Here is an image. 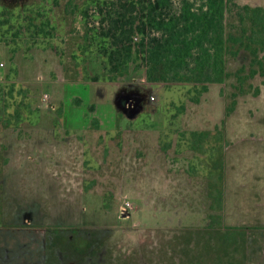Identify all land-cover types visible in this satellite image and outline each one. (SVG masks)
<instances>
[{
	"label": "rangeland",
	"instance_id": "rangeland-1",
	"mask_svg": "<svg viewBox=\"0 0 264 264\" xmlns=\"http://www.w3.org/2000/svg\"><path fill=\"white\" fill-rule=\"evenodd\" d=\"M100 1L0 0V140L33 136L54 165L35 188L27 178L41 162L0 143V264H188L189 246L179 257L169 238L210 214L246 234V259L232 264H264V76L239 93L233 74L250 64L241 51L200 103L191 85L149 83L136 63L93 81L108 75L90 28ZM202 130L212 136L194 151L190 133ZM214 188L221 210L211 208ZM126 201L134 209L124 215Z\"/></svg>",
	"mask_w": 264,
	"mask_h": 264
},
{
	"label": "trees",
	"instance_id": "trees-1",
	"mask_svg": "<svg viewBox=\"0 0 264 264\" xmlns=\"http://www.w3.org/2000/svg\"><path fill=\"white\" fill-rule=\"evenodd\" d=\"M92 10L99 19L98 26L90 28L101 39L99 53L106 57L108 74L94 76L93 81H114L128 73L130 63H136L137 69L145 70L149 83L191 85L194 96L189 99L200 103L209 85L224 83L230 76L227 60L238 57L241 51L249 54L250 64L249 70L241 66L233 74L239 93L247 92L248 81L264 76V6L241 5L235 0H102ZM7 24V19L0 18L1 36ZM259 93L260 88H255L253 94ZM235 105L236 100L227 115ZM185 109L182 104L179 113ZM211 136L210 130L192 131L191 149L197 151ZM212 191L211 208L221 210L222 190ZM207 221L203 228L174 232L169 238L172 250L168 251L181 257L182 248L189 246L192 258L188 264H232L233 258L243 262L244 230H223L218 214H210ZM182 238L188 240L179 242Z\"/></svg>",
	"mask_w": 264,
	"mask_h": 264
},
{
	"label": "crops",
	"instance_id": "crops-1",
	"mask_svg": "<svg viewBox=\"0 0 264 264\" xmlns=\"http://www.w3.org/2000/svg\"><path fill=\"white\" fill-rule=\"evenodd\" d=\"M34 129H37V127H35ZM30 131H33V128H31ZM31 137L32 138L29 139L30 141L29 140H21V139L19 140L17 138V139H13L12 141H9V142H6V141H8V139L3 140V138H2V140H0V143H3L1 145H3V149H5L6 152H10L14 148L13 149L15 151L14 156H16V157L20 156V159H24L23 161H26L25 157L28 158L29 160H31L30 159L31 157H34L36 159V161L41 162L42 166L41 165L39 166V170L36 171L37 173L36 172L33 173V176L31 178H27V180H30L36 188V187H40V186L42 187L45 183V181H44V179H45V176H44L45 168L48 167L49 165H52L51 167H54V165H53V163H50L45 157H43L40 154L41 145L39 144L38 141H34L33 136H31ZM18 142H20L22 144H20ZM20 145L23 146V149L25 148L26 153H24V155H23L24 150H21L20 153H17L18 149H16V148L20 147ZM26 154H28V156ZM8 156H9V154H8ZM39 159H40V161H39ZM23 161H21V163L19 162V164H17L19 168H22ZM16 162H17V160H16ZM16 162H15V164H16ZM51 167H50V169H51ZM24 171L25 170H23L22 172H24ZM38 173H41V174H38ZM53 185L54 184L52 183V186ZM56 190H58V187H56Z\"/></svg>",
	"mask_w": 264,
	"mask_h": 264
},
{
	"label": "built area",
	"instance_id": "built-area-1",
	"mask_svg": "<svg viewBox=\"0 0 264 264\" xmlns=\"http://www.w3.org/2000/svg\"><path fill=\"white\" fill-rule=\"evenodd\" d=\"M1 65H3V64H1ZM133 209H134L133 204L130 201H126L125 204H124V206L122 207V213L123 214L126 213L124 215H127L128 214V211L133 210Z\"/></svg>",
	"mask_w": 264,
	"mask_h": 264
},
{
	"label": "water",
	"instance_id": "water-1",
	"mask_svg": "<svg viewBox=\"0 0 264 264\" xmlns=\"http://www.w3.org/2000/svg\"><path fill=\"white\" fill-rule=\"evenodd\" d=\"M131 103H132V102H131V101H129V103H128L129 107H131Z\"/></svg>",
	"mask_w": 264,
	"mask_h": 264
}]
</instances>
